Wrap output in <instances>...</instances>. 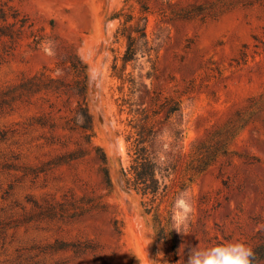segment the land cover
<instances>
[{
    "label": "rangeland",
    "instance_id": "1",
    "mask_svg": "<svg viewBox=\"0 0 264 264\" xmlns=\"http://www.w3.org/2000/svg\"><path fill=\"white\" fill-rule=\"evenodd\" d=\"M143 2L157 51L128 70H150L145 80L163 98L182 99L174 115L182 137L164 127L172 166L164 232L126 187L129 114L112 73L125 50L112 14L122 6L139 14L141 3L13 0L25 23L16 40L0 39V264H187L192 248L234 240L264 249V0ZM73 52L89 66L92 141L76 120ZM185 189L188 234L171 221Z\"/></svg>",
    "mask_w": 264,
    "mask_h": 264
},
{
    "label": "trees",
    "instance_id": "2",
    "mask_svg": "<svg viewBox=\"0 0 264 264\" xmlns=\"http://www.w3.org/2000/svg\"><path fill=\"white\" fill-rule=\"evenodd\" d=\"M13 0H0V39L7 36L13 41L21 34L20 28L16 24L25 23L20 17V11L12 4ZM141 3L140 13L136 14L126 6L115 10L113 18L119 19V25L115 31V41L124 40L125 50L121 55L116 54L112 64V73L120 81L119 96L120 111L129 114L128 127L126 128V141L128 144V154L130 164L124 169L126 175V187L128 190L137 192L142 197V204L149 213H153L156 224L164 232L165 210L164 204L168 200L172 166L168 164V159L164 136V128L175 127L174 133L177 138H181L184 128L182 120H175L174 115L182 111V99L173 95H166L164 98L146 80V75L152 77L149 70L147 74L141 73L138 76L128 70V64L137 66L141 57L147 56L152 60L157 47L150 39L148 33V17L150 7ZM11 17L13 20H11ZM116 51L115 48H113ZM71 68L76 74L73 88L79 95L76 107L77 119L81 121L79 127L92 141L96 136L94 116L91 111L88 91H89V66L86 61L77 53L73 52L68 57ZM140 63V62H139ZM40 74H44L41 71ZM40 74L34 75L31 79H42ZM54 80L55 78L49 77ZM139 86H143L140 90ZM127 88V89H126ZM165 112V116H162ZM70 123V121H68ZM74 127V126H71ZM99 151L101 169L104 173L108 185H112L111 173L108 165V156L105 149L96 144ZM202 167L199 169L201 170ZM256 262L264 258V249H254Z\"/></svg>",
    "mask_w": 264,
    "mask_h": 264
},
{
    "label": "clouds",
    "instance_id": "3",
    "mask_svg": "<svg viewBox=\"0 0 264 264\" xmlns=\"http://www.w3.org/2000/svg\"><path fill=\"white\" fill-rule=\"evenodd\" d=\"M194 211L192 194L185 189L173 203L172 229L188 234V226ZM256 254L243 240L226 241L210 247L196 246L189 251L187 264H255Z\"/></svg>",
    "mask_w": 264,
    "mask_h": 264
}]
</instances>
